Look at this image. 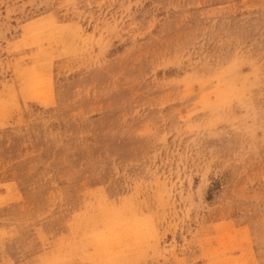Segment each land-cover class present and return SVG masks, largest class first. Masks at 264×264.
<instances>
[{
    "label": "rangeland",
    "instance_id": "rangeland-1",
    "mask_svg": "<svg viewBox=\"0 0 264 264\" xmlns=\"http://www.w3.org/2000/svg\"><path fill=\"white\" fill-rule=\"evenodd\" d=\"M0 264H264V0H0Z\"/></svg>",
    "mask_w": 264,
    "mask_h": 264
}]
</instances>
